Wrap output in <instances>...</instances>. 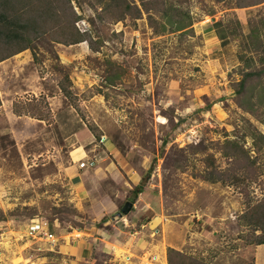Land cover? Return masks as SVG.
Segmentation results:
<instances>
[{"label": "rangeland", "instance_id": "rangeland-1", "mask_svg": "<svg viewBox=\"0 0 264 264\" xmlns=\"http://www.w3.org/2000/svg\"><path fill=\"white\" fill-rule=\"evenodd\" d=\"M127 2L139 18L73 0L96 50L46 40L19 55L30 63L0 72V264H169L172 249L204 264H264L239 220L264 198L251 136L264 134V76L239 93L242 73L264 67V3L162 0L164 21ZM181 13L187 28L176 31ZM227 147L255 160L240 172L252 180H207L231 167ZM139 185L132 212L112 221ZM35 219L55 243L26 237Z\"/></svg>", "mask_w": 264, "mask_h": 264}, {"label": "trees", "instance_id": "trees-1", "mask_svg": "<svg viewBox=\"0 0 264 264\" xmlns=\"http://www.w3.org/2000/svg\"><path fill=\"white\" fill-rule=\"evenodd\" d=\"M99 5L105 6V11L110 14H116V19L123 20L127 15L132 14L136 18L141 16V10L137 6L130 5L127 0H96ZM143 10L150 13L153 10L160 14L164 21L170 18V9L166 7L162 0H138ZM218 3H224L236 8L254 7L264 3V0H216ZM90 5L96 9L97 4L90 1ZM104 10V9H103ZM104 16L100 15L103 20ZM186 15L181 13L178 24L170 22L172 28L176 31H183L186 27ZM150 22L158 34L166 32V25L160 23L158 19L149 16ZM80 18L77 14L73 0H0V63L17 56L25 51H33L34 46L38 43H45L46 40L59 45L72 46L89 41L91 49L96 50L97 43L94 42L88 33H80L76 27V23ZM220 23H218L217 26ZM218 37L221 40L227 38L224 29L219 30ZM36 56V55H35ZM264 64V59H263ZM242 80L239 82V93H246L248 86L260 80L264 76V67L255 69L246 73H242ZM263 102V100L261 101ZM0 100V106H1ZM18 112L16 114H20ZM254 140V146L257 154L264 152V134H251ZM231 142H228L230 144ZM246 152V151H245ZM226 157L231 160V167L227 171H213L208 181L213 183L222 182L237 185L244 178L252 180L254 175L242 176L241 171H250L255 168V160L247 158V163L241 162L240 151L232 150L227 147ZM248 155V154H247ZM252 176V177H251ZM133 195L132 202L144 193V185L136 186L131 190ZM247 210L243 213L239 220L242 225L251 228L255 236L251 245H264V198L258 203L247 204ZM3 215V214H2ZM4 221H10L9 217H2ZM258 233V234H256ZM178 258V260L176 259ZM169 264H204L196 259L187 257L186 255L170 250L168 253ZM248 264H255L254 260Z\"/></svg>", "mask_w": 264, "mask_h": 264}, {"label": "built area", "instance_id": "built-area-1", "mask_svg": "<svg viewBox=\"0 0 264 264\" xmlns=\"http://www.w3.org/2000/svg\"><path fill=\"white\" fill-rule=\"evenodd\" d=\"M82 168H94L96 166V161L88 160L84 162L80 161ZM26 237H29L35 241L41 242L46 240L50 243H55L57 240L55 236L49 233V225L47 222H40L39 220H32L27 227Z\"/></svg>", "mask_w": 264, "mask_h": 264}, {"label": "crops", "instance_id": "crops-1", "mask_svg": "<svg viewBox=\"0 0 264 264\" xmlns=\"http://www.w3.org/2000/svg\"><path fill=\"white\" fill-rule=\"evenodd\" d=\"M26 52H28V51H26ZM23 53H25V52H23ZM23 53H21V54H23ZM21 54H18L17 56H14V57H12V58L0 63V72L2 70H5V69L8 70V68H12V67H13L12 68L13 69L12 72H16L15 69H14V66H15V68L18 67L19 69H21V67H20L21 63H22L21 66H23V64H25V62L30 63L29 60H26V61L23 62V58L19 57V55H21ZM0 93H1V91H0ZM0 99H1L2 105H4V100H3V97H2V93L0 94ZM0 108H2V106H0ZM9 231H10V233H14V230H12V229L9 230ZM0 244H1V242H0Z\"/></svg>", "mask_w": 264, "mask_h": 264}, {"label": "water", "instance_id": "water-1", "mask_svg": "<svg viewBox=\"0 0 264 264\" xmlns=\"http://www.w3.org/2000/svg\"><path fill=\"white\" fill-rule=\"evenodd\" d=\"M134 206H135V204L133 202L127 201L124 204V206L121 208V210L111 217V220L117 221V220H120V219L124 218L125 216L129 215L132 212V210L134 209Z\"/></svg>", "mask_w": 264, "mask_h": 264}, {"label": "clouds", "instance_id": "clouds-1", "mask_svg": "<svg viewBox=\"0 0 264 264\" xmlns=\"http://www.w3.org/2000/svg\"><path fill=\"white\" fill-rule=\"evenodd\" d=\"M81 160H83L84 162H87V161H85V160H88L87 158H84V159H81ZM96 167V166H95ZM94 167V168H95ZM94 168H87V169H94Z\"/></svg>", "mask_w": 264, "mask_h": 264}]
</instances>
